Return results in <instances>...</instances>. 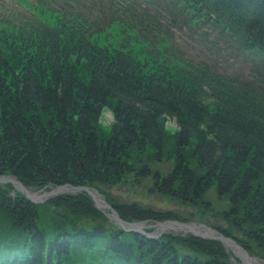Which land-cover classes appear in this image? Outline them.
I'll list each match as a JSON object with an SVG mask.
<instances>
[{
	"label": "trees",
	"instance_id": "1",
	"mask_svg": "<svg viewBox=\"0 0 264 264\" xmlns=\"http://www.w3.org/2000/svg\"><path fill=\"white\" fill-rule=\"evenodd\" d=\"M27 3L21 12L0 13V174L36 189L97 188L128 221L181 217L119 200L105 190L112 183L137 180L172 198L178 189L184 199L190 189L202 197L213 188L221 200L216 213L227 223L219 231L258 253L264 242V0ZM113 23L120 41L96 36ZM194 25L217 29L250 53L251 77L216 72L179 50L173 27ZM107 107L108 131L100 125ZM169 119L176 122L172 133ZM162 153L173 169L151 172ZM96 223L110 229L98 236L79 230ZM0 264L234 263L218 240L123 231L86 191L36 204L0 183Z\"/></svg>",
	"mask_w": 264,
	"mask_h": 264
},
{
	"label": "rangeland",
	"instance_id": "2",
	"mask_svg": "<svg viewBox=\"0 0 264 264\" xmlns=\"http://www.w3.org/2000/svg\"><path fill=\"white\" fill-rule=\"evenodd\" d=\"M13 1L15 0H0V12L6 9L8 10L10 8H13V10H18L19 8L17 7H19V5ZM113 26H116V24H114ZM111 32L112 33L109 35V38H112L116 42L119 39L118 31L117 29H114ZM180 44L183 46V49L186 51V53L192 57L198 56L197 58L202 59L210 58L214 67H216L217 65L222 66L223 69L230 72H235L239 68H247V65L242 60V57L240 55H237L236 51H222L219 54L221 50L219 48L216 52H211L208 50L207 45L201 42H196L193 37L190 38L181 36ZM112 121L113 115L111 113V110L109 108H105L100 117V125L103 127V129L108 131L111 129ZM166 124L168 132L172 133L176 127V122L173 119H169ZM155 160L156 163H154L155 165L151 169V172L157 170L163 172L166 169H173L172 165L170 164L171 162L167 159V157L164 156V153H162L161 158L155 157ZM134 179L143 180L144 178H140V176H137ZM159 179H161V177H159ZM112 184L113 185L105 188V190L109 191L111 195L115 196L119 200L136 201L143 205H150L156 209L170 210L177 215H180L181 220H185L186 218L189 219L188 217L185 218V216L190 214L192 219V221L190 222H200L205 224L206 226L214 223H219V225H221V222L224 226L227 224L226 220L221 219V217L216 213L217 202H221V200L219 199L218 201L214 194L213 188H209L208 190H206L203 195L204 197H200L197 192H194L192 189H190L188 192H183V194L186 195V198L184 199L181 196V191H178V189L174 190L175 198H172V196L170 197L167 195H162L156 190L150 191L149 188H151L152 186L141 185L139 184V181L137 182V180L132 181L126 179L124 181H119ZM94 189L98 190L97 188ZM32 190L35 193H40L44 191L45 188H33ZM98 192L100 193L102 198H105V196H103V194L99 190ZM188 197H190V199L192 200H190L189 203H184V201H189ZM194 197H198V199H193ZM193 201H195V203ZM41 202L42 201L36 204H41ZM152 221L153 219H151L150 221H145V223H151ZM259 245V249L256 250L259 253H256L258 255L257 257H259V260L256 259L255 261H257L259 264H264V242L260 243ZM227 247L229 251H231V255L232 257H234L236 264H240V261L237 258V253L234 252L229 245H227Z\"/></svg>",
	"mask_w": 264,
	"mask_h": 264
},
{
	"label": "water",
	"instance_id": "3",
	"mask_svg": "<svg viewBox=\"0 0 264 264\" xmlns=\"http://www.w3.org/2000/svg\"><path fill=\"white\" fill-rule=\"evenodd\" d=\"M0 181L10 182L14 184L15 189L21 191L25 196H27L28 199H30L33 202L44 201L47 198L53 197L54 195L63 192H68V191L76 192V191L85 190L93 198L96 206L98 208H106L107 211H105V215L109 217L115 224H117L122 229L144 233L142 228L153 227L155 229V232L159 231V233L156 235H160L162 231L166 228L173 230L179 229L184 233L189 231L194 233L195 235L204 238L219 239L230 244L233 247V249L239 253L240 259L246 261L243 262V264H250L249 253L231 237L225 236L224 234L219 232H216L215 234L201 232L198 230V228L205 227L203 224L195 225L192 223H187L173 219H167L164 221H155L152 224H143V221H137V222L125 221L119 216L115 208L111 204H109L104 198L101 197L98 190L92 189L89 186L66 183L53 187L51 190H46L40 194H35L31 189L27 188L18 178L13 177L11 175L8 176L0 175ZM206 229L211 232L214 231L213 229L208 227H206ZM80 231L87 233L89 235H100L103 234L105 230L103 225H97L94 226L91 230H86L84 227H81Z\"/></svg>",
	"mask_w": 264,
	"mask_h": 264
},
{
	"label": "bare ground",
	"instance_id": "4",
	"mask_svg": "<svg viewBox=\"0 0 264 264\" xmlns=\"http://www.w3.org/2000/svg\"><path fill=\"white\" fill-rule=\"evenodd\" d=\"M35 194H40V193H35Z\"/></svg>",
	"mask_w": 264,
	"mask_h": 264
}]
</instances>
